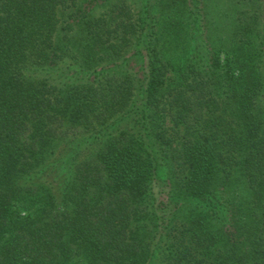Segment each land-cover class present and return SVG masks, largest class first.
Returning <instances> with one entry per match:
<instances>
[{
  "label": "trees",
  "instance_id": "trees-1",
  "mask_svg": "<svg viewBox=\"0 0 264 264\" xmlns=\"http://www.w3.org/2000/svg\"><path fill=\"white\" fill-rule=\"evenodd\" d=\"M0 264H264V0H0Z\"/></svg>",
  "mask_w": 264,
  "mask_h": 264
}]
</instances>
